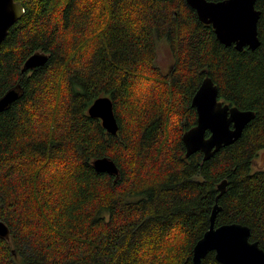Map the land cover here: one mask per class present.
<instances>
[{"label":"trees","instance_id":"16d2710c","mask_svg":"<svg viewBox=\"0 0 264 264\" xmlns=\"http://www.w3.org/2000/svg\"><path fill=\"white\" fill-rule=\"evenodd\" d=\"M17 1L25 12L0 44V97L20 88L0 112V219L11 230L0 264H194L217 202V226L246 224L264 248V168L254 170L264 151V0L260 45L243 50L221 43L186 0ZM160 41L173 53L166 72ZM37 51L48 61L22 72ZM206 77L220 100L255 112L208 160L187 156L183 140ZM103 95L115 135L88 112ZM102 156L119 177L95 169ZM202 264L222 263L210 252Z\"/></svg>","mask_w":264,"mask_h":264},{"label":"water","instance_id":"95a60500","mask_svg":"<svg viewBox=\"0 0 264 264\" xmlns=\"http://www.w3.org/2000/svg\"><path fill=\"white\" fill-rule=\"evenodd\" d=\"M205 24H211L219 41L226 46L234 45L243 50L246 46L256 49L260 45L258 21L260 10L256 0H186ZM23 5L17 0H0V44L10 28L24 14ZM49 55L37 51L25 61L22 72L35 69L48 61ZM20 95V88L13 87L0 97V112L9 107ZM192 105L198 113L197 124L184 133L183 140L187 156L201 150L204 160L210 159L224 146L237 141L244 129L254 118L253 110H242L236 105L219 99V88L214 80L206 77L193 96ZM91 116L101 119L104 128L117 134L119 123L111 97L103 95L94 100L88 109ZM207 132L210 134L207 135ZM93 166L100 172L119 177L120 168L109 156L93 160ZM227 181L220 184V194L224 193ZM217 198V200H218ZM222 207L217 202L212 211L210 226L196 242L193 250L194 264H202V259L215 252L222 264H264V248L259 241L251 240V228L240 222L216 225V217ZM0 237L10 240L11 230L0 219Z\"/></svg>","mask_w":264,"mask_h":264},{"label":"rangeland","instance_id":"374dc122","mask_svg":"<svg viewBox=\"0 0 264 264\" xmlns=\"http://www.w3.org/2000/svg\"><path fill=\"white\" fill-rule=\"evenodd\" d=\"M173 53L170 44L166 41H160L158 44L156 63L166 72L173 64ZM258 168H264V151L260 152L257 158L256 164L254 165V170Z\"/></svg>","mask_w":264,"mask_h":264}]
</instances>
